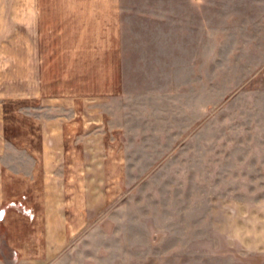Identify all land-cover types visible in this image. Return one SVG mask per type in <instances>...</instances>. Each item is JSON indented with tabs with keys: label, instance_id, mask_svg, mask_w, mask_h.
<instances>
[{
	"label": "rangeland",
	"instance_id": "obj_1",
	"mask_svg": "<svg viewBox=\"0 0 264 264\" xmlns=\"http://www.w3.org/2000/svg\"><path fill=\"white\" fill-rule=\"evenodd\" d=\"M251 8L121 0L124 89L97 107L115 119L86 141L82 201L68 207L82 228L62 264H264V11ZM25 78V33L0 27L7 134L26 126ZM113 126L126 163L111 169ZM3 164L27 166L12 152Z\"/></svg>",
	"mask_w": 264,
	"mask_h": 264
},
{
	"label": "crops",
	"instance_id": "obj_2",
	"mask_svg": "<svg viewBox=\"0 0 264 264\" xmlns=\"http://www.w3.org/2000/svg\"><path fill=\"white\" fill-rule=\"evenodd\" d=\"M249 1L264 11V0ZM121 12V0H0V27L25 33L26 94L18 101L27 103L25 128L13 124L9 135L0 106V264H62L81 231L82 212L68 207L82 201L87 139L102 140L99 124L115 119L99 118L97 107L116 106L124 89ZM114 129L102 150L111 169L126 163L116 158ZM11 152L25 169L4 166Z\"/></svg>",
	"mask_w": 264,
	"mask_h": 264
},
{
	"label": "built area",
	"instance_id": "obj_3",
	"mask_svg": "<svg viewBox=\"0 0 264 264\" xmlns=\"http://www.w3.org/2000/svg\"><path fill=\"white\" fill-rule=\"evenodd\" d=\"M12 205H14V204H12Z\"/></svg>",
	"mask_w": 264,
	"mask_h": 264
}]
</instances>
